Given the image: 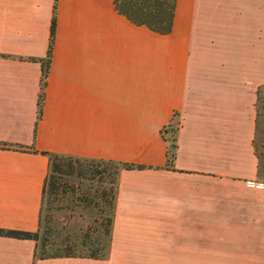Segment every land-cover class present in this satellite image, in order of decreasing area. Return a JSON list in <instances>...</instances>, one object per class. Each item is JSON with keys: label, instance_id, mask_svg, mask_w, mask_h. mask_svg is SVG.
Masks as SVG:
<instances>
[{"label": "crops", "instance_id": "1", "mask_svg": "<svg viewBox=\"0 0 264 264\" xmlns=\"http://www.w3.org/2000/svg\"><path fill=\"white\" fill-rule=\"evenodd\" d=\"M54 2L0 0V228L36 230L50 154L144 168L118 174L106 258L0 236V264H264V0H176L168 34L57 0L38 117Z\"/></svg>", "mask_w": 264, "mask_h": 264}, {"label": "trees", "instance_id": "2", "mask_svg": "<svg viewBox=\"0 0 264 264\" xmlns=\"http://www.w3.org/2000/svg\"><path fill=\"white\" fill-rule=\"evenodd\" d=\"M53 15L50 25V36L47 50V60L42 64L41 91L38 101V117L44 96V87L48 72L49 58L55 35L56 2L54 0ZM176 0H114L116 11L134 25H144L149 29L168 34L172 30ZM264 87L257 89V108L261 102L260 92ZM177 125H168L166 132L170 133L171 150L168 161L175 157V132ZM1 147H10L5 144ZM47 154L46 152H43ZM142 169L144 165L116 162L113 160L79 158L72 155H49V169L45 177L41 193V207L38 225L34 231L0 228V236L19 239H31L35 243L34 255L41 259L79 257L90 259H104L107 256L111 241V231L115 213V199L118 187V174L121 169ZM85 179L94 186L80 190L79 186L70 183V178ZM259 177V176H258ZM70 195L84 210L86 217H82L85 224L59 227L53 219L51 204L61 201ZM50 203L48 213L41 216L44 199ZM50 211V213H49ZM74 216L68 217L75 221Z\"/></svg>", "mask_w": 264, "mask_h": 264}, {"label": "rangeland", "instance_id": "3", "mask_svg": "<svg viewBox=\"0 0 264 264\" xmlns=\"http://www.w3.org/2000/svg\"><path fill=\"white\" fill-rule=\"evenodd\" d=\"M260 97L261 102L258 104V126L254 137V148L258 157V176L264 181V87L261 89ZM70 183L75 187L79 186L80 190L86 189L89 185L94 186L96 184L95 181L90 183L88 180H79L75 177L70 178ZM48 206H50V203H48L45 198L42 205V217L48 213ZM51 206H53L51 210L52 217L56 220L59 227L67 224L68 226L77 228L78 225H84L86 222V220L82 221V217L79 216L81 214L83 217H86L84 210L77 202L72 200L70 195L66 196L61 201L53 202ZM72 216L76 217L75 221L68 219V217Z\"/></svg>", "mask_w": 264, "mask_h": 264}]
</instances>
